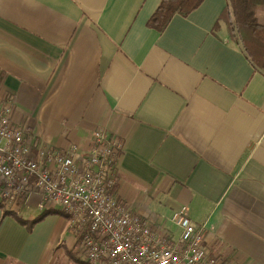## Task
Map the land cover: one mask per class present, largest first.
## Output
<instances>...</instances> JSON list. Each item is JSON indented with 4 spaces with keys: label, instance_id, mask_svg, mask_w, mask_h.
<instances>
[{
    "label": "crops",
    "instance_id": "crops-1",
    "mask_svg": "<svg viewBox=\"0 0 264 264\" xmlns=\"http://www.w3.org/2000/svg\"><path fill=\"white\" fill-rule=\"evenodd\" d=\"M160 2L0 0V100L39 145L85 152L104 127L133 212L178 233L186 206L212 254L264 264V72L214 30L234 0H203L163 32L147 25ZM39 201L0 202V264L78 260L68 218L36 220Z\"/></svg>",
    "mask_w": 264,
    "mask_h": 264
},
{
    "label": "built area",
    "instance_id": "built-area-1",
    "mask_svg": "<svg viewBox=\"0 0 264 264\" xmlns=\"http://www.w3.org/2000/svg\"><path fill=\"white\" fill-rule=\"evenodd\" d=\"M92 139L85 152L39 145L27 124L13 120L10 98L0 100V202L10 210L39 194L40 212L65 213L84 264H229L209 251L204 226L188 218L186 206L171 216L178 233L133 212L116 190L120 139L104 127Z\"/></svg>",
    "mask_w": 264,
    "mask_h": 264
},
{
    "label": "trees",
    "instance_id": "trees-1",
    "mask_svg": "<svg viewBox=\"0 0 264 264\" xmlns=\"http://www.w3.org/2000/svg\"><path fill=\"white\" fill-rule=\"evenodd\" d=\"M203 0H161L147 25L158 32H163L175 15L188 16L197 9ZM264 8V0H234V9L227 4L217 20L214 30L223 23L229 41L237 44L250 64L264 72V25L257 21V10ZM10 211H6L8 213ZM42 212L36 220L45 216ZM75 244V248H76ZM79 260L77 251L72 250Z\"/></svg>",
    "mask_w": 264,
    "mask_h": 264
},
{
    "label": "rangeland",
    "instance_id": "rangeland-1",
    "mask_svg": "<svg viewBox=\"0 0 264 264\" xmlns=\"http://www.w3.org/2000/svg\"><path fill=\"white\" fill-rule=\"evenodd\" d=\"M256 14H257V21H258V23L261 24V25H264V8H259L257 10V13ZM224 37L228 39V35L227 34H224ZM51 211L52 212H60V211H57V210H51ZM62 215L66 216L68 218V222H69V217L65 213H62ZM59 261H61V259ZM68 264H70V263H68ZM71 264H83V262L80 259L79 260H75L74 259V262H71Z\"/></svg>",
    "mask_w": 264,
    "mask_h": 264
}]
</instances>
